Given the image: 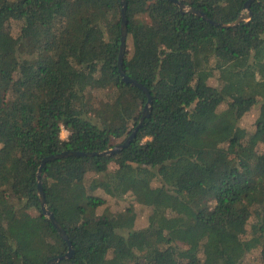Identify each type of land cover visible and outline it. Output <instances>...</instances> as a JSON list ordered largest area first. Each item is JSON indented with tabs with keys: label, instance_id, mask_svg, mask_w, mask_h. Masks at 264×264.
I'll use <instances>...</instances> for the list:
<instances>
[{
	"label": "trees",
	"instance_id": "trees-1",
	"mask_svg": "<svg viewBox=\"0 0 264 264\" xmlns=\"http://www.w3.org/2000/svg\"><path fill=\"white\" fill-rule=\"evenodd\" d=\"M181 1L220 22L247 13L248 0ZM250 8L224 27L127 0L123 69L150 90V115L119 152L42 168L74 246L57 264H246L255 249L264 264V0ZM121 22L122 0H0V264L68 250L42 210L44 157L108 150L139 125L148 96L120 73ZM135 203L152 209L141 229Z\"/></svg>",
	"mask_w": 264,
	"mask_h": 264
},
{
	"label": "water",
	"instance_id": "water-1",
	"mask_svg": "<svg viewBox=\"0 0 264 264\" xmlns=\"http://www.w3.org/2000/svg\"><path fill=\"white\" fill-rule=\"evenodd\" d=\"M172 1L175 2L180 7L181 11H183V12H192L196 15L203 17L204 19L210 21L211 23H213L215 25L224 26V27H230V26L237 25L244 20H249L253 15L252 10L250 8V5L254 0H248L245 3V10H247V13L241 14L237 19H235L234 21H231V22L215 21L212 18H210L207 15V13H205L201 9H197L193 6L187 5L185 2H183L181 0H172ZM126 12H127V0H122V22H121V26H122L121 34H122V36H121V48H120V54H119V70H120V73H121V75L125 81L130 82L133 85H136V86L142 88L146 92V94L148 96V101L145 104V107L143 109V115L141 117V121H140L139 125H137L135 127V129L132 131V133L123 142L115 145V147L110 148L108 150L92 151V152H89V151L86 152V151H80V150H78V151L65 150V151H62V152H59L56 154H51V155L44 157V159H43V161L39 167V171H38V192H39V196H40L42 210H43V213L53 222V224L57 228L59 234L68 243V250L66 253L52 257L45 264H57L61 260L71 257L74 253V246H73V243L70 240L66 230L64 229L62 224L59 222V220L56 218L55 213L47 206V200H46V196L44 193L42 178H41L42 168L44 167V165L49 161H52V160H55L58 158H62V157H66V156H72V155L94 156V155H99V154H111V153L119 152L123 148H125L131 144V142L133 141L134 137L137 134V131L139 130V128L143 124L145 118L150 115L151 103H152V95H151L150 90L145 85H143L141 82L136 80L135 78L128 76L123 69V58H124V54H125V50H126V46H127V38H128V18H127Z\"/></svg>",
	"mask_w": 264,
	"mask_h": 264
},
{
	"label": "rangeland",
	"instance_id": "rangeland-1",
	"mask_svg": "<svg viewBox=\"0 0 264 264\" xmlns=\"http://www.w3.org/2000/svg\"><path fill=\"white\" fill-rule=\"evenodd\" d=\"M15 30H18L16 28ZM259 114V107H253L249 112H247L241 120V123L248 127L253 128L254 123ZM69 130L63 128L61 131V137L67 139L69 136ZM123 139H117L113 142V147L122 142ZM112 147V148H113ZM127 199L116 201L115 199H109V204L111 208H119L120 205H126ZM135 217L133 219L132 229H141L146 227L150 222L151 208L139 203H135ZM246 264H260L259 250L255 249L247 254L245 257Z\"/></svg>",
	"mask_w": 264,
	"mask_h": 264
}]
</instances>
